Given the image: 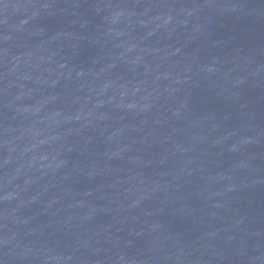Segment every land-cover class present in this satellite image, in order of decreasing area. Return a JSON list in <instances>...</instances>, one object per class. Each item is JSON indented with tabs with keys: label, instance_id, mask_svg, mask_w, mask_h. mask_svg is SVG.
Wrapping results in <instances>:
<instances>
[{
	"label": "water",
	"instance_id": "95a60500",
	"mask_svg": "<svg viewBox=\"0 0 264 264\" xmlns=\"http://www.w3.org/2000/svg\"><path fill=\"white\" fill-rule=\"evenodd\" d=\"M0 264H264V0H0Z\"/></svg>",
	"mask_w": 264,
	"mask_h": 264
}]
</instances>
